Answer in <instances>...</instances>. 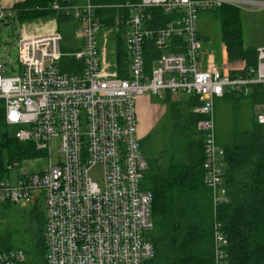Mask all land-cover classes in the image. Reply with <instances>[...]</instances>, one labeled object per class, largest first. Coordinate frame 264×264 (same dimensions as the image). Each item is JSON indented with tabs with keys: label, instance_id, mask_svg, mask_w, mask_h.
Masks as SVG:
<instances>
[{
	"label": "built area",
	"instance_id": "built-area-1",
	"mask_svg": "<svg viewBox=\"0 0 264 264\" xmlns=\"http://www.w3.org/2000/svg\"><path fill=\"white\" fill-rule=\"evenodd\" d=\"M223 4L264 9V1L253 0L127 3L134 13L115 24L123 31L127 78L102 56L99 7L89 0L53 1L50 6L78 23V49H63L62 34L53 23L48 32L18 38V70L13 75L1 74L10 64L0 60L6 125L15 128L18 142L31 143L42 158L49 157L40 172L18 174L14 184L8 178L0 180V206L27 207L39 199L45 215L44 264H150L154 259L153 194L141 188L149 165L140 149L136 101L144 95L161 98L167 92H183L199 101L194 112L201 117L197 128L203 143V185L210 190L214 214L213 264H229L228 241L216 218L229 199L225 153L215 136L214 100L231 93L247 95L250 86L264 84V47L257 48V65L246 77L232 79L227 70L202 66L198 15ZM150 9H160L172 19L164 27L149 28ZM15 17L13 7L0 4V24ZM173 38L181 43H172ZM106 39L103 35L104 43ZM150 40L160 54L147 73L144 55ZM64 59L73 60L75 70L63 72ZM256 121L264 125V113L257 114ZM52 138L60 139L62 159L56 164L50 158ZM14 166L8 163L6 170ZM96 167L101 170L100 183L90 176ZM0 264H26V255L22 249H2Z\"/></svg>",
	"mask_w": 264,
	"mask_h": 264
},
{
	"label": "trees",
	"instance_id": "trees-1",
	"mask_svg": "<svg viewBox=\"0 0 264 264\" xmlns=\"http://www.w3.org/2000/svg\"><path fill=\"white\" fill-rule=\"evenodd\" d=\"M53 1L71 4L79 0H24L13 7L15 21L26 24L49 20L59 31L60 24L68 20L50 10ZM138 2L93 0L99 7L96 15L106 28L129 17L132 9L125 7L127 3L135 5ZM211 12L220 24L227 59L244 60V68L230 72V77H246L248 70L257 65V48L244 44L241 9L223 4ZM147 13L151 18L146 25L149 28L164 27L172 19L160 9H150ZM152 43L148 41L145 48L147 73L160 54ZM172 43L181 42L173 38ZM74 63L64 59L62 71L75 70ZM248 92L247 95L240 93V96L251 97L254 105H264V84L252 85ZM223 149L227 164L224 185L229 201L219 207L216 218L228 241V263L264 264V125L258 124L255 116L251 128L234 133L232 144ZM186 152L189 161L171 160L166 167H159L147 177L148 190L153 194L154 229L150 240L155 249V257L150 264H213L214 214L210 190L203 185L202 139ZM43 156L31 143H20L11 134L0 100V180L8 178L5 162L18 165ZM11 206L4 204L0 209L7 211ZM27 208L31 224L27 223L25 228L29 237L28 246L23 249L26 264H44L46 246L39 199ZM13 248L11 234L0 232V250Z\"/></svg>",
	"mask_w": 264,
	"mask_h": 264
},
{
	"label": "rangeland",
	"instance_id": "rangeland-1",
	"mask_svg": "<svg viewBox=\"0 0 264 264\" xmlns=\"http://www.w3.org/2000/svg\"><path fill=\"white\" fill-rule=\"evenodd\" d=\"M264 1V0H253ZM242 12L243 36L245 40H253L259 38L260 42H264V9L249 5H238ZM245 10L252 12L245 13ZM245 14H248L245 18ZM198 31L204 38V50L202 52V66L204 68L216 67L219 68L223 64L221 39V29L219 22L214 18L211 10L202 11L198 15ZM52 23L49 20H38L26 24H20L17 21L6 22L0 30V56L4 58L0 60L7 62V69L2 72L3 76L13 75L15 70H18L17 61V41L24 33H44L47 32ZM79 27L78 23H62L60 24L59 32L64 37L62 47L67 50L70 42L77 40L76 30ZM104 29V28H103ZM107 30H102L104 33ZM100 33V34H101ZM66 46V47H65ZM113 48V43L110 41L107 45L108 52ZM6 63V64H7ZM13 67L14 69H10ZM165 97V94H164ZM173 102H181L185 104L189 96L183 92H177L172 96ZM214 125L216 142L219 146L225 147L232 144L234 133L248 130L252 126L254 117L257 114L264 113V105H254L252 98L249 96L241 97L239 93L233 95L227 94L224 98L214 101ZM152 105H165L164 100H159L156 97H151ZM177 118V115H175ZM173 113L168 110L159 122L155 123L150 132L141 139L140 149L143 157L149 165V169L145 174V179L141 183V188L148 190L147 177L151 172H154L159 167H165L170 160L179 158V154L185 152L190 141L187 137V131L181 129L178 119ZM15 128L9 127V131L13 134ZM184 134V135H183ZM60 139L52 138L50 141V158L52 164H56L62 159L59 152ZM48 158H38L35 160H27L20 162L8 171V179L11 184H14L18 178V174L40 172L48 164ZM5 162V168L7 166ZM90 176L97 182H101V170L96 167L90 172ZM1 208V207H0ZM29 208L25 205L11 206L7 211L0 209V232H8L11 234L14 248L24 249L28 246L29 237L25 234L27 223L31 224L28 217ZM40 211L45 221L44 210L41 206ZM35 225V222H34Z\"/></svg>",
	"mask_w": 264,
	"mask_h": 264
},
{
	"label": "crops",
	"instance_id": "crops-1",
	"mask_svg": "<svg viewBox=\"0 0 264 264\" xmlns=\"http://www.w3.org/2000/svg\"><path fill=\"white\" fill-rule=\"evenodd\" d=\"M23 1L24 0H0V4L3 5L4 7L12 8L14 7V5L22 3ZM83 1H86V0H79L77 2H83ZM89 2L95 6V3H93V0H89ZM131 9L132 11L130 12V15H132L135 11L133 8ZM249 12H252V11L245 10V13H249ZM245 15H246L245 18L249 17L247 16L248 14H245ZM241 17H242V14H241ZM70 22L71 21H66L65 23H70ZM243 22L244 20L242 19V25H243ZM4 25L5 23L0 24V30H2V27ZM58 28L60 29V26ZM103 28L102 30H107V31H105L104 33L100 32L101 34H99V44L103 52L102 56L104 60H106V62L109 63L111 69L116 70L120 77L127 78L129 75L128 59L126 56V51H125V46H124L123 31L120 28H116L115 25L110 28H106L103 26ZM103 35H107V39L105 43L103 42ZM76 37H77V40L74 39L72 43L70 42L68 48H66L67 49L66 51H74L80 47V40L77 35ZM200 37L202 39V42L204 43V40H205L204 38H207V37L205 35L203 36L200 35ZM63 40H64V37H63ZM243 40H244L245 46H251L255 48L264 47V42L261 43L259 38L253 39L251 41V40H245L243 36ZM110 41L113 43V48L110 50V52H108L107 45L109 44ZM222 45H223L222 47L223 64H221L219 69L227 70L229 73L232 71L242 70L244 68V60L242 59L228 60L227 55H226L225 46L224 44ZM203 50H204V45H203ZM164 94H165V97H164ZM164 94L162 95L161 98L157 96H153V95H144V96H140L137 98L136 105H137V116H138L139 143L141 139L144 138L150 132L153 125L159 122V120L164 115H166L169 110L170 114L173 113L174 116L177 115V118L175 116L174 119H178L177 122L180 124L181 129H183L184 131H187L188 132L187 137L190 138V141L188 143V146L185 149V152H183V154H179L182 156H179V158L176 159L175 161H189V156L187 155L186 151L188 150V148L191 147V145L196 146L201 141V135L197 128V123L199 121L198 119L200 118V115L194 112V109L199 106V101L196 99V97L188 95L189 96L188 101H186L185 104H183L178 101L173 102L171 96L175 93L167 92ZM152 96L156 97L159 100H164L165 105L163 106L157 105V104L152 105L151 103ZM222 98H217L215 100L222 99Z\"/></svg>",
	"mask_w": 264,
	"mask_h": 264
}]
</instances>
